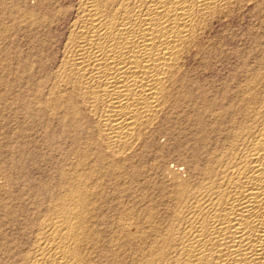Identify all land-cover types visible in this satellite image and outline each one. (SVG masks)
<instances>
[{"label": "bare ground", "instance_id": "6f19581e", "mask_svg": "<svg viewBox=\"0 0 264 264\" xmlns=\"http://www.w3.org/2000/svg\"><path fill=\"white\" fill-rule=\"evenodd\" d=\"M66 1L70 5L52 15L69 23L62 53L41 82L36 55L24 57L20 40L24 32L33 36L38 25L51 23L35 9L46 5L0 0V127L11 105L32 127L57 120L76 144L69 155L78 159L59 182L67 190L54 196L60 207L47 208L60 216L34 222L27 250L9 232L17 226V211L4 202L0 186V264H264V65L250 70L235 97L210 98L194 114L192 176L180 173L185 179L169 184L171 194L159 202H165L163 214L155 203L143 217L134 206L117 203L114 217L105 220L94 199L101 198L96 189L103 179H115L121 160L188 102L193 90L184 66L212 21L232 5L253 0ZM28 77L33 81L24 92L20 84ZM1 155L0 178L10 183L13 174ZM116 185L122 193L124 187ZM99 224L108 225L109 233L100 232Z\"/></svg>", "mask_w": 264, "mask_h": 264}, {"label": "rangeland", "instance_id": "374dc122", "mask_svg": "<svg viewBox=\"0 0 264 264\" xmlns=\"http://www.w3.org/2000/svg\"><path fill=\"white\" fill-rule=\"evenodd\" d=\"M34 1L27 0L28 4L32 6L35 4ZM65 2L64 0H43V5L46 6L44 8L38 6L35 9L37 12L42 13L41 15L52 18L53 22L38 25L33 30V36H29L30 32H24L21 35L20 48L23 55L25 54L24 57H27L28 54L36 55L38 66H42V68L39 66L41 72L40 70L36 72V80L41 82L46 81L47 76L52 71V67L56 64L57 59L60 58L58 56H61L62 53L60 49L63 47L69 23L65 19H54L52 15L55 11L65 9L70 5L68 1L65 0ZM75 3L76 0H73L72 4ZM203 37L202 45L197 49L198 51H193V54L190 55L191 57L189 56L184 66L183 76L193 90L189 95L188 102L183 103V107L181 106V110L178 113L175 112V115L178 116L173 115V113L157 126L148 138L146 145L138 146L136 153L134 152L135 154L131 153L129 157H124L121 160V166L119 165L118 169L116 168L117 176L120 175L119 177L114 176L116 180L112 176L111 178L108 177V179L105 178L106 180H102L104 186L101 181L102 185H99L101 189L99 187L96 189L99 193L102 190L101 198H94L99 200L96 201V204L98 208L97 213H101V218L111 220L115 212H117V208H119L117 207L119 203L123 204L124 207L129 206L128 208H131V205L136 206V209L134 207L133 209L137 215L139 214L142 217L144 216L143 210L145 211V207L148 208V206L150 208L156 207L161 215L167 208L166 206L164 207L165 202L162 204L164 208L160 207V204L171 194L169 192V189L171 191L173 188L171 185L173 186L174 182L185 179V177H188L187 179L191 178V171L196 160L195 155H193L196 139L195 133L198 131V125L193 120L194 114L201 113L204 105L209 102L210 98H219L223 94L235 97L240 90L239 87H242L243 82H246L251 73L259 71V65L260 67L264 65V0H253V2L232 5L226 15L212 21L208 32ZM10 45L11 51L13 53L16 52L15 44L11 43ZM260 70L262 72L264 68ZM26 79L30 81L28 80L29 82L27 83ZM26 79H23L20 84V89L24 92L33 81L29 77ZM241 81L242 84H240ZM237 86L239 87L237 88ZM10 103L12 104L13 102L9 98V106ZM11 106L3 110L4 119L1 123L2 127H0V152L2 154V162L10 168L8 174H13L12 177L14 179L10 183H7L5 179L0 178V186H2V194L5 198L4 202L9 207L14 206L17 211L16 221H18L15 224L17 226L12 228V230L16 229L17 233L14 230L11 232L10 229L9 232L17 235V238L20 240L21 249L27 250L32 239L34 222L38 219L44 220L46 217L48 218V215V219L60 216L56 210L53 213H48L47 208L50 205L54 207L56 205V209L60 207L61 200H58V197L54 198V196L56 197L57 191L58 193H63V195L66 193V187L62 189L59 184L63 179L65 180L63 176L64 171L70 168V162L72 164L75 159V162L78 159L72 153L70 154L71 156L69 155L76 144L71 137L69 138L67 132L64 133L59 121H53L52 125L37 122L33 128L30 125V121L22 116V114L17 117L16 110ZM11 113H15L14 115L12 114L15 117L11 118ZM21 116L22 120L24 119V123L21 121ZM39 125L41 128H39ZM32 129L34 130L32 131ZM50 131L52 132L50 133ZM49 136H52V138L49 139ZM84 140L81 139L82 144L85 142ZM10 144H12V151L9 148ZM10 154L15 159H12ZM109 159H107V163L108 161L110 162ZM15 166L16 168L13 169ZM62 166L64 170H62ZM176 171L178 177L176 174L175 178ZM74 173H76V176L77 172ZM180 173H185V175L182 174L180 178ZM172 177L174 181H171ZM117 182L120 183L122 189L124 187L122 193H118L116 190L118 187L116 185ZM170 183L172 184L168 189ZM167 189L168 193H166ZM117 193L119 196H116ZM162 196L164 197L163 199ZM64 197L63 201L65 200ZM156 197L159 198H157L158 200L161 198V200L155 201ZM151 200L153 201L151 202ZM157 202L161 203L158 205ZM140 210L143 212H141L142 214ZM44 212H47V215ZM3 214L4 212L0 210V217ZM109 230L108 225L101 224L100 226L99 224L100 232L108 234Z\"/></svg>", "mask_w": 264, "mask_h": 264}]
</instances>
